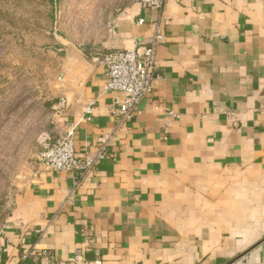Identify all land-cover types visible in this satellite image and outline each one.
Returning a JSON list of instances; mask_svg holds the SVG:
<instances>
[{
  "label": "crops",
  "instance_id": "0c3cea01",
  "mask_svg": "<svg viewBox=\"0 0 264 264\" xmlns=\"http://www.w3.org/2000/svg\"><path fill=\"white\" fill-rule=\"evenodd\" d=\"M155 32L152 93L124 123L109 112L123 95L105 91L106 69L87 48L65 49L69 110L57 135L77 124L76 156L109 135L104 157L82 179L33 165L0 228V264H68L76 253L102 264H264V0H165L161 15L133 2L93 45L129 50Z\"/></svg>",
  "mask_w": 264,
  "mask_h": 264
},
{
  "label": "rangeland",
  "instance_id": "374dc122",
  "mask_svg": "<svg viewBox=\"0 0 264 264\" xmlns=\"http://www.w3.org/2000/svg\"><path fill=\"white\" fill-rule=\"evenodd\" d=\"M133 2L0 0V228L42 145L57 136L65 49L97 53L93 43Z\"/></svg>",
  "mask_w": 264,
  "mask_h": 264
},
{
  "label": "built area",
  "instance_id": "2783aa9c",
  "mask_svg": "<svg viewBox=\"0 0 264 264\" xmlns=\"http://www.w3.org/2000/svg\"><path fill=\"white\" fill-rule=\"evenodd\" d=\"M135 2L161 15L165 0H135ZM160 41V34L155 32L145 45L136 46L129 50H114L108 53L97 52L91 56L94 62L106 69L105 91L123 95L121 101L119 98H115L109 106L110 114L117 116L120 123L130 121L139 102L152 93L155 51ZM68 110L69 103L65 98H59L52 104V111L56 119L65 118ZM91 113L92 103H89L84 107L82 121H89ZM76 130L77 124L71 123L63 133H59L52 141L49 140L44 143L36 158L37 165L56 174L77 173L80 179L92 172L98 161L104 157L105 144L109 135L104 137L95 155L76 156L74 150ZM4 252L5 249L0 245V257ZM33 255L34 248L22 256V261H26ZM80 263L102 264L98 258L91 263L84 262L80 253H76L68 264Z\"/></svg>",
  "mask_w": 264,
  "mask_h": 264
}]
</instances>
